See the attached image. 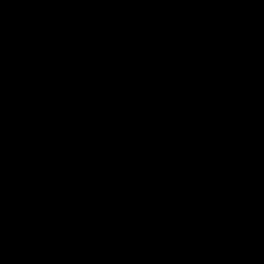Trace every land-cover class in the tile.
<instances>
[{
  "label": "water",
  "instance_id": "95a60500",
  "mask_svg": "<svg viewBox=\"0 0 264 264\" xmlns=\"http://www.w3.org/2000/svg\"><path fill=\"white\" fill-rule=\"evenodd\" d=\"M0 264H264V0H0Z\"/></svg>",
  "mask_w": 264,
  "mask_h": 264
}]
</instances>
